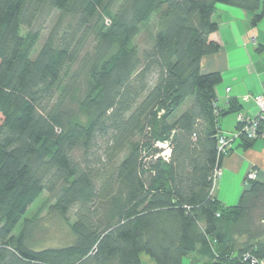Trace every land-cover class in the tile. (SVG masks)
I'll list each match as a JSON object with an SVG mask.
<instances>
[{
  "label": "trees",
  "instance_id": "trees-1",
  "mask_svg": "<svg viewBox=\"0 0 264 264\" xmlns=\"http://www.w3.org/2000/svg\"><path fill=\"white\" fill-rule=\"evenodd\" d=\"M217 4L264 18L260 0H0V264H264V185L230 208L212 194L239 111L200 72ZM43 193L67 244L36 248Z\"/></svg>",
  "mask_w": 264,
  "mask_h": 264
},
{
  "label": "crops",
  "instance_id": "crops-1",
  "mask_svg": "<svg viewBox=\"0 0 264 264\" xmlns=\"http://www.w3.org/2000/svg\"><path fill=\"white\" fill-rule=\"evenodd\" d=\"M252 16L250 12L217 4L212 17L217 31L209 39L219 50L203 58L200 64L202 74L218 73L220 76L214 87L217 107L225 110L230 101L239 107L237 113L220 119V131L227 137L236 132L238 115L254 117L257 114L250 98L264 97V18L252 26ZM240 142L238 139L230 142L212 192L214 198L228 208L238 204L241 193L247 188L246 176L251 171L257 173L256 181L264 185V139L254 140L245 148ZM206 260L197 255L185 258L183 264H203ZM141 262L155 264L146 256L141 257Z\"/></svg>",
  "mask_w": 264,
  "mask_h": 264
},
{
  "label": "rangeland",
  "instance_id": "rangeland-1",
  "mask_svg": "<svg viewBox=\"0 0 264 264\" xmlns=\"http://www.w3.org/2000/svg\"><path fill=\"white\" fill-rule=\"evenodd\" d=\"M156 27L154 22L142 24L139 27V34L136 37L135 44L141 48L145 42L149 41L150 36L155 32ZM185 105L179 107L175 112V117H179L184 110ZM234 117V116H233ZM230 118V117H229ZM162 146H157L161 149L163 157L168 154V149ZM52 202L48 201V196L43 193L27 210L23 219L37 218V228L33 232V240L36 244V248H54L67 244L70 240L67 226L58 219L56 215H53L50 211ZM21 220V222L23 221ZM20 222V223H21ZM20 224L16 228L15 233L18 232Z\"/></svg>",
  "mask_w": 264,
  "mask_h": 264
},
{
  "label": "built area",
  "instance_id": "built-area-1",
  "mask_svg": "<svg viewBox=\"0 0 264 264\" xmlns=\"http://www.w3.org/2000/svg\"><path fill=\"white\" fill-rule=\"evenodd\" d=\"M249 99V98H248ZM257 109V114L254 117H243L241 115L237 116V122L240 123L241 129L236 131L232 137L222 136L218 140V145L220 150H226L234 139H238L241 135L246 139L254 141L257 139H264V97L257 96L250 98ZM162 146L161 144L159 147ZM164 148H167V145H164ZM169 155H166V157ZM220 175V171H216L214 176L217 178ZM248 181H255L257 179V173L255 171H251L246 176ZM245 259L250 260V264H254L255 262L249 257H245ZM263 264V263H261Z\"/></svg>",
  "mask_w": 264,
  "mask_h": 264
}]
</instances>
